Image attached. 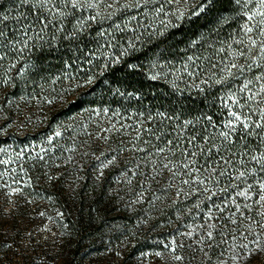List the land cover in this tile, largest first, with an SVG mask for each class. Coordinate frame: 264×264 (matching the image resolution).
<instances>
[{"label":"trees","instance_id":"trees-1","mask_svg":"<svg viewBox=\"0 0 264 264\" xmlns=\"http://www.w3.org/2000/svg\"><path fill=\"white\" fill-rule=\"evenodd\" d=\"M201 2L190 0L191 9ZM101 11L106 15L110 9L101 8ZM239 13V5L220 0L200 16L178 21L180 27L169 29L164 36L149 37L141 28V39L137 41L139 50L109 67H105L107 61L101 53L119 55L118 48H102L93 56L86 55L108 39L97 35L100 27L97 24L88 29V38L81 37L79 41L65 38L71 31L70 22L65 21L63 31L46 29L43 40L36 39L34 32L30 33L33 40L23 54L4 49L0 53L7 54L0 60V128L10 127L0 135V147L12 150L13 157L17 152H23L24 156L10 165L0 164V172L7 170L10 176L21 181L18 186L23 188L29 203L18 204L17 211H13L18 214L10 219L11 227L21 225L19 217L25 218V212L36 204L35 212L48 210L47 218L53 222V233L57 235L58 255L65 264H79V259L90 258L92 254L100 258L96 264L108 263L115 256H120L118 264H170L164 244L170 243L173 237L177 243H192L180 236L177 229L187 232L190 230L187 225L204 223L209 203L196 195L187 199L183 194L178 197V188L183 187L187 192L188 187L180 184L179 178L169 187L171 174L167 170L152 179V170L147 160L142 159L145 154L133 149L149 148L144 140L161 144L144 132L147 128L153 132L157 129L171 132L174 126L182 127L183 121L192 120L194 123L185 130L186 134L193 131L201 134L205 128L208 133L214 131L204 117L210 115L217 122L223 119L220 113L226 110L218 101L214 102L221 94L220 86L208 88L201 81L213 72L220 75V61L227 62V52L217 50L238 38L236 34L245 20ZM224 17L229 20L225 21ZM103 27L108 28L109 23ZM129 27H136V23ZM152 28H159V21ZM132 35L131 32L116 33V40L127 47L124 38ZM237 47L233 43V48ZM256 55L252 52L253 58ZM189 56L203 66L195 77H189L183 69ZM87 59H92V63L87 64ZM239 62L247 61L240 57ZM153 63L157 67H152ZM169 63L173 67H169ZM212 64L217 67L212 68ZM160 65L164 66V71ZM89 74L95 83L76 87L83 84ZM156 74L158 78L151 79ZM5 80L8 83H3ZM199 87L205 91L201 93ZM72 88L75 91H65ZM45 98L54 103L48 104ZM158 112L174 119L161 117ZM139 124L143 125L142 135L136 141L134 129ZM109 128L111 132L104 131ZM57 129L63 132L61 147L73 151L61 153V148H57L46 156L47 163L28 159L39 151L40 145L47 147L46 138ZM169 138L175 141V136ZM252 140L255 142L249 146L255 154L264 151L259 138ZM113 155L115 163L103 167L102 161ZM170 158L177 160L179 152ZM12 168L16 169L15 173H11ZM50 176L55 178L50 180ZM29 178L31 187H26ZM221 179L228 182L226 177ZM3 182L0 179V183ZM2 195L3 190H0V199ZM213 199L220 203L218 197ZM195 203L200 204L199 209ZM156 252H162L164 258L156 256ZM182 254L191 255L187 247ZM147 259L150 260L146 262ZM198 263L197 256L192 264Z\"/></svg>","mask_w":264,"mask_h":264},{"label":"snow or ice","instance_id":"snow-or-ice-1","mask_svg":"<svg viewBox=\"0 0 264 264\" xmlns=\"http://www.w3.org/2000/svg\"><path fill=\"white\" fill-rule=\"evenodd\" d=\"M219 2L220 0H202L197 8L191 9L190 0H0V53L8 49L9 52L23 54L30 47L29 41L33 40L30 33L34 32L36 39L43 40L42 34L46 29L63 31L65 21L71 24V31L66 33L65 38L78 41L81 37L88 38V29L92 24H97L100 26L97 35L101 38L107 36L108 39L86 55L93 56L102 48H118L119 55L101 53L107 61L105 67H109L111 64H119L124 57L133 55L139 50L137 48V41L141 39L139 29L143 28L149 37L164 36L169 29L180 27L178 21L193 16L198 17ZM229 2L240 6L239 14H242L245 20L236 34L238 38L228 43L226 48L221 46L217 50L219 53L227 52L225 58L227 62L220 61V75L213 72L211 76L201 81L208 88L220 86L221 94L214 102L218 101L220 107L226 110L220 113L223 119L217 122L210 115L204 117L208 121V126L214 129L211 133L205 128L201 134L195 131L186 134L185 130L194 123L192 120L183 121L182 127L174 126L171 132L159 129L153 132V129L147 128L144 132L154 136L157 141H161V144L154 145L150 140H144L149 148L133 149L145 154L142 159L147 160V166L153 173L152 179L167 170L171 174L169 187H172V182L178 178L180 184L188 187L187 192L183 187H179L178 197L183 194L187 199L196 195L199 200L209 203L208 210L204 214V223L196 226L187 225L190 229L187 232H180L177 229L180 236L191 240L192 243L187 245L183 241L177 243L173 237L170 243L164 244V248L168 250L167 260L170 264H192L198 255L199 264H241V262L251 264L253 260L264 264V151H260L257 155L249 146L250 143L255 142L252 138H259L260 144L264 145V0H229ZM181 4L184 5L183 8ZM10 5L15 7L12 8ZM25 8L27 11L24 10ZM101 8L110 11L105 15ZM223 19L229 20L228 17ZM156 21H159V28L153 30L152 26ZM106 22L109 23L108 28L103 27ZM133 22L136 23V27L130 28L129 25ZM127 32L133 35L130 38L125 36L127 47H124L122 43L117 42L116 33ZM233 43L239 47L233 48ZM253 50L257 52L254 58ZM6 55V53L0 54V60H4ZM240 57H244L247 62L240 63ZM85 62L91 64L92 59H87ZM168 66L173 67L171 63ZM129 67L135 68L138 65H129ZM152 67H157V64L153 63ZM211 67L216 68L217 65L212 64ZM160 68L164 71L163 65H160ZM183 69L189 77H195L197 70H203V66L196 63L195 57L189 56L187 62L183 64ZM167 74L165 71V76ZM158 76L159 74L153 75L151 79L156 80ZM3 83L6 84L8 81L5 80ZM94 83V77L89 74L84 83L77 84L76 87ZM198 90L203 93L205 88L199 87ZM65 91L71 93L75 89ZM45 99L48 104L54 103V100ZM103 111L106 113L108 109L105 108ZM157 115L169 120L174 119L163 112H158ZM8 127L10 125L0 128V135L6 133ZM142 127L143 125L139 124L134 129L136 141L141 138ZM176 128H179V131H176ZM104 131L111 132L112 128ZM171 136H175V141L169 138ZM62 137L63 132L59 129L55 130L46 138L47 147L40 145L39 151L28 159L47 163L46 156L55 152L57 148H61V153L73 151L61 147ZM238 148L242 150L238 151ZM8 151L9 149L0 147V153ZM177 152L179 158L171 159L170 157L177 156ZM15 159H23V152L15 153ZM71 159L72 157L69 156L68 160ZM115 160L116 157L113 155L102 161V166L108 167L114 164ZM12 163L11 156L8 159H0V164ZM10 171L15 173L16 169L12 168ZM225 177L227 183L221 179ZM54 178L49 177L50 180ZM0 179L4 180L0 183V190L4 191L9 202H13L11 201L13 195L23 193L22 187L13 186L19 185L21 181L10 176L9 171L0 172ZM8 179H11L12 183H8ZM25 186L31 187L30 178ZM213 197H218L220 203H217ZM195 207L199 209L200 204L195 203ZM4 224L5 214H0V235L7 236ZM12 246L7 240L0 243V248L11 249ZM185 247L191 253L190 256L182 254ZM155 255L164 258L162 252H156ZM32 264H35V261H32Z\"/></svg>","mask_w":264,"mask_h":264},{"label":"rangeland","instance_id":"rangeland-1","mask_svg":"<svg viewBox=\"0 0 264 264\" xmlns=\"http://www.w3.org/2000/svg\"><path fill=\"white\" fill-rule=\"evenodd\" d=\"M181 7L183 6L181 5ZM253 52L257 54L256 50ZM12 152V150H9L7 153H0V159H8L10 156L13 157ZM13 161L17 162V159L13 157ZM8 183H12V181L10 180ZM13 186L16 187L18 185ZM23 194L24 193L13 195L11 197L13 203L9 202V198L5 196L3 191V195L0 199V214H5V223H9V225L4 226L7 230V236L2 235L0 241L7 240L13 245L11 249L0 248V264H32V261H35V264H65L58 255V248L55 243L57 235L53 233V222L47 218V216H49L47 209H41V211L35 212V209L38 207V205L35 204L33 208L29 207L31 209L25 212V218L28 220L20 216L19 218L21 219L18 223H21V225L11 227L13 224L10 219H13V216L18 214L13 213V211H17L16 208L19 206L18 204H25L26 196ZM26 203L29 204L28 201H26ZM34 203L35 202H33V204ZM44 207V205H41V208ZM41 213L44 215H41ZM53 216L56 217V215ZM89 257L90 258H81L82 260L79 259L77 263L96 264L97 259H100L94 254ZM199 257L198 255V262L200 261ZM119 260L120 256H115L108 260V263L104 264H118ZM148 260L150 259L145 261L147 262ZM251 264H260V262L258 260H253Z\"/></svg>","mask_w":264,"mask_h":264}]
</instances>
